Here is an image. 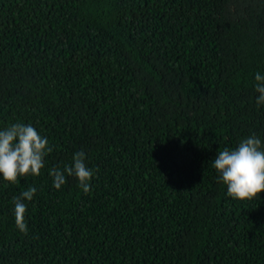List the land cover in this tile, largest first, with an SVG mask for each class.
<instances>
[{
    "label": "trees",
    "instance_id": "obj_1",
    "mask_svg": "<svg viewBox=\"0 0 264 264\" xmlns=\"http://www.w3.org/2000/svg\"><path fill=\"white\" fill-rule=\"evenodd\" d=\"M257 72L264 0H0V129L53 148L39 176H0V264H264V192L233 199L212 166L264 145ZM80 151L91 191L55 188Z\"/></svg>",
    "mask_w": 264,
    "mask_h": 264
},
{
    "label": "clouds",
    "instance_id": "obj_2",
    "mask_svg": "<svg viewBox=\"0 0 264 264\" xmlns=\"http://www.w3.org/2000/svg\"><path fill=\"white\" fill-rule=\"evenodd\" d=\"M255 81L254 89L259 94L256 104L260 106L264 104V75L257 72ZM52 151L47 137L41 136L31 124L14 123L0 129V176L12 184L27 175L39 176L45 167V157ZM72 160L63 170L53 168L49 171L54 187L60 189L66 183V175L74 176L83 192L89 193L94 170L88 167L86 154L76 152ZM212 166L219 174V181L227 186L229 197L251 200L264 192V145L255 134L241 140L238 147L219 151ZM35 193L36 188L29 187L13 197L15 224L25 234L28 232L25 201H31Z\"/></svg>",
    "mask_w": 264,
    "mask_h": 264
}]
</instances>
